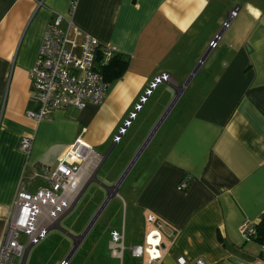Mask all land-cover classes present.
I'll use <instances>...</instances> for the list:
<instances>
[{
  "label": "crops",
  "instance_id": "1",
  "mask_svg": "<svg viewBox=\"0 0 264 264\" xmlns=\"http://www.w3.org/2000/svg\"><path fill=\"white\" fill-rule=\"evenodd\" d=\"M69 2L0 0V234L30 165L55 166L71 146L79 155L96 152L100 165L85 173L69 210L129 129H144L151 131L114 155L104 173L110 184H96L105 197L98 212L116 197L143 239L159 227L167 250L162 264H176L179 255L264 262L260 243L239 231L245 219H264V0H77L75 26L116 45L126 70L100 104L56 110L35 123L24 113L27 72L47 23L66 14ZM236 5V17L221 30ZM219 31L217 47L209 49ZM22 135L33 139L28 156L17 147ZM184 177L189 185L178 190ZM126 180L127 202L118 192ZM111 230H122L124 245L132 244H125L124 219Z\"/></svg>",
  "mask_w": 264,
  "mask_h": 264
},
{
  "label": "built area",
  "instance_id": "2",
  "mask_svg": "<svg viewBox=\"0 0 264 264\" xmlns=\"http://www.w3.org/2000/svg\"><path fill=\"white\" fill-rule=\"evenodd\" d=\"M43 1L37 0V6ZM76 5L77 0H70L66 14L57 13L47 23L34 62L27 72L29 99L24 113L35 123L51 119L56 110L82 109L89 103L100 104L108 90L109 83L102 71L111 59L119 55L118 48L116 45L100 43L75 26L73 14ZM238 11V5L228 11L221 30L229 26ZM220 38L219 31L209 41L208 48L217 47ZM32 145V137H19L17 147L25 155H30ZM72 149L73 146L59 156L55 166L35 162L30 165V174L20 178L0 234V264H15L17 259L19 264H23L26 250L20 236L26 235L29 245L48 230L47 221L54 223L57 219L58 222L63 212L71 206L72 197L80 191L85 173L95 171L100 165L101 159L91 148L84 149L82 155L77 154V150L72 153ZM189 181V177H184L176 188L186 189ZM21 219L25 221L23 224L20 223ZM154 220L152 215L146 218L147 222L153 223ZM239 231L244 239H253L255 222L245 219ZM123 239L122 230H111L107 244L110 255L119 259L120 264H123L125 252L135 264H162L167 254L159 227L147 231L143 244L125 246ZM260 249L264 250V243H260ZM69 262L67 256L59 264ZM175 263L223 264L209 263L202 257L187 260L182 255L175 258Z\"/></svg>",
  "mask_w": 264,
  "mask_h": 264
},
{
  "label": "rangeland",
  "instance_id": "3",
  "mask_svg": "<svg viewBox=\"0 0 264 264\" xmlns=\"http://www.w3.org/2000/svg\"><path fill=\"white\" fill-rule=\"evenodd\" d=\"M148 107L149 104L146 108ZM1 115L2 110L0 118ZM150 131H144V129L133 131L129 129L123 140L116 145L113 154L102 164L101 169L95 176V181L89 183L86 189L79 194L77 200L67 212H63L60 219H58V223H56L57 219L54 220L53 224H57L56 227L45 231L41 237L29 245L27 236L23 234L20 236V241L26 250L23 264H58L61 258L67 256L70 259L69 264H120L119 259L108 258L109 251L105 249V242L110 238V228H119L122 219L125 223V244L129 242L143 244L144 239L142 238L141 229L129 221V212L125 210L121 201L118 202V198H111L103 206V210L98 212L105 197L101 199L96 184L98 182L105 185L110 184L104 179V173L117 161L114 155L117 152L121 154L126 144H130L137 137ZM123 182L121 181L118 192L126 201L123 192H126L129 187L125 186L127 180ZM117 202L121 204L118 209H115ZM95 207L96 209H93ZM90 223L91 225H89ZM71 238L74 243H72ZM83 251H86L85 255H83ZM127 256L128 254L125 252L123 264H133V260L128 259ZM15 264H19V259L16 260Z\"/></svg>",
  "mask_w": 264,
  "mask_h": 264
},
{
  "label": "trees",
  "instance_id": "4",
  "mask_svg": "<svg viewBox=\"0 0 264 264\" xmlns=\"http://www.w3.org/2000/svg\"><path fill=\"white\" fill-rule=\"evenodd\" d=\"M127 62L126 59L121 58L118 55L111 59L110 63L102 71L105 80L110 83L119 78L126 70ZM253 239L258 243H264V219L255 222V236ZM129 257L130 256L128 255L127 258L131 259ZM133 264H135V261H133Z\"/></svg>",
  "mask_w": 264,
  "mask_h": 264
},
{
  "label": "snow or ice",
  "instance_id": "5",
  "mask_svg": "<svg viewBox=\"0 0 264 264\" xmlns=\"http://www.w3.org/2000/svg\"><path fill=\"white\" fill-rule=\"evenodd\" d=\"M255 14H256V15H259V13H258V12H256ZM24 222H25V221H24L23 219H21L20 223H22V224H23ZM149 239L151 240V237H149Z\"/></svg>",
  "mask_w": 264,
  "mask_h": 264
},
{
  "label": "water",
  "instance_id": "6",
  "mask_svg": "<svg viewBox=\"0 0 264 264\" xmlns=\"http://www.w3.org/2000/svg\"><path fill=\"white\" fill-rule=\"evenodd\" d=\"M89 226V225H88ZM73 250V249H72ZM72 252V251H71Z\"/></svg>",
  "mask_w": 264,
  "mask_h": 264
}]
</instances>
